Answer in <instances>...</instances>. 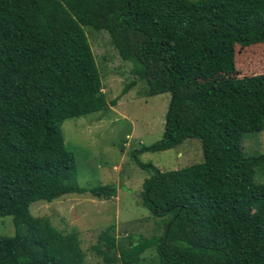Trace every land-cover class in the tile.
<instances>
[{"label":"trees","instance_id":"16d2710c","mask_svg":"<svg viewBox=\"0 0 264 264\" xmlns=\"http://www.w3.org/2000/svg\"><path fill=\"white\" fill-rule=\"evenodd\" d=\"M106 31L145 96L170 93L165 151L198 139L203 160L152 174L143 204L160 219L149 237L117 241L115 226L91 249L107 264H264V152L245 155L243 135L264 129V71H233V53L264 46V0H0V264H86L77 232L30 213L37 201L82 193L62 123L108 108L84 28ZM255 52L244 56L247 60ZM221 70L211 72V58ZM216 69V67H213ZM116 99L111 101L115 105ZM114 184L89 190L115 195Z\"/></svg>","mask_w":264,"mask_h":264},{"label":"rangeland","instance_id":"374dc122","mask_svg":"<svg viewBox=\"0 0 264 264\" xmlns=\"http://www.w3.org/2000/svg\"><path fill=\"white\" fill-rule=\"evenodd\" d=\"M99 70L102 91L108 108L80 117L66 119L61 126L65 145L74 156L77 185L82 193H68L52 201H37L30 205L35 217L47 218L62 232H77L86 264H107L91 249L98 243L99 234L114 225L117 241L127 237L138 240L154 233L156 218L143 204V181L151 176V170L142 169L132 157L142 164H152L161 171L175 170L203 160L198 139H186L179 146L165 151H141L163 138L165 115L171 100L170 93L154 96L142 94L144 86L137 82L125 94L122 89L135 78L132 63L122 60L112 46L106 31L84 28ZM250 59L244 56L254 53ZM215 56L211 58L215 72ZM233 71L222 76H243L264 71V46L233 53ZM115 105L111 101L115 100ZM245 155L264 152V129L245 133L241 141ZM257 182L264 184V172L256 173ZM114 184L115 195L110 198L95 197L89 190L99 185ZM0 234H14L11 216L0 217ZM156 253L147 250L140 264H156ZM120 264V263H116Z\"/></svg>","mask_w":264,"mask_h":264}]
</instances>
